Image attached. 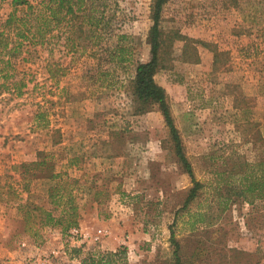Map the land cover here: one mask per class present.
Returning <instances> with one entry per match:
<instances>
[{"label":"rangeland","instance_id":"rangeland-1","mask_svg":"<svg viewBox=\"0 0 264 264\" xmlns=\"http://www.w3.org/2000/svg\"><path fill=\"white\" fill-rule=\"evenodd\" d=\"M150 1L101 0L106 24L98 34L63 23L57 38L15 57L11 76L0 78V264H23L50 248L59 251L53 264H174L170 230L183 264H264V198L250 210L225 191L264 141V70L243 57L264 24V0L162 6L160 28L191 38L197 56L184 59L174 40L153 75L202 184L181 210L192 183L156 106H137L128 87L134 63L147 58ZM9 11V0H0V22ZM115 47L123 49L117 59ZM21 163L29 164L22 182ZM56 182L74 200L72 227L99 230L96 242L23 220L6 191L11 185L57 214L47 198ZM22 240L29 248H19Z\"/></svg>","mask_w":264,"mask_h":264},{"label":"trees","instance_id":"trees-1","mask_svg":"<svg viewBox=\"0 0 264 264\" xmlns=\"http://www.w3.org/2000/svg\"><path fill=\"white\" fill-rule=\"evenodd\" d=\"M165 1H150L151 23L146 34V43L148 44L147 58L144 61H136L134 63L132 75L128 80V87L137 106H144L145 104L156 106L167 128L173 153L180 167L188 175L192 183L182 201L181 210L185 209L197 196L202 184L194 178L191 164L183 152L178 130L170 114L167 96L164 89L154 81L153 75L160 68L174 40L181 41V55L184 59L189 60L194 56L193 61H196L197 56L194 49L191 50L194 42L191 38L182 36L175 31L164 32L160 28L159 16ZM9 5L10 11L0 22V78L3 80H6L13 73L14 62L12 60L14 61L15 57H18L23 52L26 53L25 55L36 53L37 47L41 48L48 38H57L63 23H67L69 27H74L79 34L84 32H96L98 34L105 28L106 24L103 22L101 0H37L35 2L9 0ZM259 31L256 43L253 45L254 47L245 46L243 57L261 62V68L264 70V47L258 48L257 46L258 42H262L264 45V24ZM260 34L263 36H260ZM89 36L91 37L92 35ZM94 38L98 39L96 36ZM69 39L71 41V38ZM199 43L207 45L204 42ZM113 51V55L116 56H111L114 59H117L123 53V49L120 47H115ZM220 54L221 52L217 51V49H213L212 70L214 71L216 70V62ZM25 55L22 56V60L28 58ZM258 139L264 140V138L259 136ZM28 165L25 163L20 164L23 170L19 176L21 182L26 181L24 178L27 172L25 168ZM239 166L241 173L236 185L227 182L228 185L225 191L242 199L250 205V210H253L255 201H261L264 198V141L258 150L256 159L252 162L243 161ZM21 188L24 191L27 189L26 186ZM6 191L8 194H13L17 199L15 202L18 209L22 210L23 220L36 217L39 226L58 225L65 233L70 227L76 225L74 200L71 195L60 193V184L58 182L52 184L48 188L47 193L48 202L59 207L57 214H54L50 209H45L42 205H36L26 199H21L16 189L11 185L6 186ZM63 206H66V209ZM169 242L172 246L171 253L174 264H183L178 255L179 243L174 238L172 230L169 232Z\"/></svg>","mask_w":264,"mask_h":264},{"label":"built area","instance_id":"built-area-1","mask_svg":"<svg viewBox=\"0 0 264 264\" xmlns=\"http://www.w3.org/2000/svg\"><path fill=\"white\" fill-rule=\"evenodd\" d=\"M66 234H68L71 240H73V237L75 238L76 236H79L82 239L91 238L93 242H96L99 239L100 231L98 230L93 234H89L88 232H82L78 228L70 227L67 230ZM18 245L20 249L29 248L30 246L25 240L20 241ZM35 248L37 249V246H35ZM58 252V250L50 248V250L46 254H30L25 257L26 259L23 264H53L54 259L58 257ZM8 263L9 262H7V264Z\"/></svg>","mask_w":264,"mask_h":264}]
</instances>
